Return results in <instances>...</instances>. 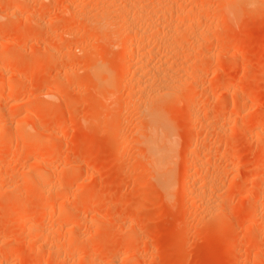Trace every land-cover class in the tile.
Returning a JSON list of instances; mask_svg holds the SVG:
<instances>
[{
	"label": "rangeland",
	"instance_id": "1",
	"mask_svg": "<svg viewBox=\"0 0 264 264\" xmlns=\"http://www.w3.org/2000/svg\"><path fill=\"white\" fill-rule=\"evenodd\" d=\"M134 5L179 41L160 173ZM0 68V264H264V0H0Z\"/></svg>",
	"mask_w": 264,
	"mask_h": 264
},
{
	"label": "bare ground",
	"instance_id": "2",
	"mask_svg": "<svg viewBox=\"0 0 264 264\" xmlns=\"http://www.w3.org/2000/svg\"><path fill=\"white\" fill-rule=\"evenodd\" d=\"M115 2V1H114ZM141 2V1H140ZM161 2V1H160ZM141 4V3H140ZM147 4V3H146ZM145 4V5H146ZM155 4V3H154ZM142 5V4H141ZM144 5V4H143ZM144 5V6H145ZM108 6V5H107ZM142 6L141 8H142V11L143 12H145V10H147V8H145V7H147V6ZM150 6V8H151V5H149L148 4V7ZM170 6H171V4H170ZM104 7L105 6H103V9H104ZM134 7H135V9H132V10H136V6L134 5ZM144 7V8H143ZM158 7H159V5H158ZM165 7H166V2H165ZM168 7V6H167ZM108 8L109 7H107V10L106 11H108ZM132 8H133V6H132ZM150 8H148V10L150 9ZM160 8V7H159ZM106 9V8H105ZM105 9L102 11L101 9H100V12L97 14V15H99V17L101 16V12L103 13L102 15L103 16H101L100 18H101V22H98L99 23V25L98 26H100L101 27V31L102 30H106L105 32H107V29L109 28V26L110 25H114V24H116L115 22H114V24L113 23H111L110 24V22H108V18L110 17V14L112 15V13L111 12H105ZM129 9V8H128ZM138 9H140V5H139V7H138ZM152 9H154V8H152ZM164 9V8H163ZM167 9V8H166ZM146 11V14H145V16H144V13L140 10L139 12H137V11H133L134 13L133 14H131V17H132V15H133V18H135V19H131V18H128V15L126 16L128 19H130V20H135L137 23L139 22V23H141V24H143L142 26L144 27V26H150V25H153V26H157V24L155 25L154 23H156V21H152V23L151 24H149L151 21L150 20H153V19H151V16H149L151 13H150V10L149 11ZM109 11H112L110 8H109ZM158 11V10H157ZM169 11V10H168ZM181 11V10H180ZM113 12V11H112ZM130 12H131V10L129 11H127V13L129 14V16H130ZM152 12H156L155 10H152ZM106 13H110V14H107L106 16H108L107 18H106V16L104 15V14H106ZM126 12L124 13V14H127ZM165 13V12H164ZM169 13V12H168ZM178 13V12H177ZM82 14V13H81ZM84 14V13H83ZM118 14V13H117ZM117 14H115V15H117ZM163 14V13H162ZM171 14V13H170ZM181 14V13H180ZM89 15H90V13H89ZM92 15V14H91ZM120 15V14H119ZM153 15V14H152ZM156 15H157V13H156ZM178 15V14H177ZM84 16V15H83ZM87 16V15H86ZM104 16H105V18H104ZM125 16V15H124ZM143 16L146 18L144 21H146V20H149L150 22H147L148 23V25H147V23H145L146 25H144V23H143V21L141 22V21H139V20H142V18H143ZM163 16H165V15H163ZM95 17V16H94ZM98 16H97V19L99 18ZM114 17V16H113ZM113 17H110V18H113ZM123 18L122 20L120 19V18ZM126 17H125V19H124V17H123V15L121 16L120 15V18H119V20H121L120 22H117L118 24H120V26H122L121 25V22L122 23H124V21L123 20H125L126 21V23L127 24H124V26H123V30L124 29H126V25L129 27V25L131 24V26L132 27H130L131 29L129 30V31H134L136 28L138 29L139 27H141V25L140 26H138V27H136V28H133V25H132V23H130L129 21H127V19H126ZM159 17V16H158ZM176 17V16H175ZM178 17V16H177ZM180 17V16H179ZM183 17H184V14H183ZM116 18H118V17H116ZM136 18L137 19H139L138 21L136 20ZM167 18V17H166ZM103 19H105V20H107V21H103ZM155 19V18H154ZM158 19V18H157ZM160 19V18H159ZM87 20V19H86ZM89 20V19H88ZM93 20V19H92ZM115 20V19H114ZM179 20H180V18H179ZM98 21H100V19L98 20ZM116 21H118L117 19H116ZM131 21V22H132ZM162 21V20H161ZM173 21V20H172ZM177 21V20H176ZM89 22V21H88ZM93 22V21H92ZM104 22V23H103ZM106 22H107V25H106ZM134 22V21H133ZM136 22H134V23H136ZM154 22V23H153ZM165 23H166V21H164ZM167 22H168V20H167ZM91 23V22H90ZM97 23V24H98ZM110 25H109V24ZM136 23V24H137ZM163 23L161 26L159 25L158 26V29L156 28V27H154L155 29H153V27L152 28H150L149 29V27H148V29L150 30V34H147V32H149V31H145L144 30V28L142 29V27H141V29L139 28L135 33H138V35L137 34H133V36L132 37H135L136 35H137V37H139V39L138 40H140V41H137L135 38H133V39H135V41H137V43L138 42H140L138 45H140L141 44V42H142V46L140 47V46H138L137 45V47H138V51H140V53H139V55H137L136 53V55L138 56L137 58H138V60L136 59V61L137 62H135L133 65H134V68L135 67H137L136 69H138V72L139 73H136V74H138L137 76L138 77H136L138 80H137V82L138 83H136V85L137 84H139V86H138V88L141 86V88H139V90L140 89H142V90H144V89H146L149 85L151 86V84H155V81L159 84V86H157V88L158 87H160L159 88V92H158V89H157V92H155L154 91V94L153 95H150V96H148V95H146V91L145 92H143L145 95H146V98L145 99H143L144 101H143V105H142V107H139V108H141L140 109V112H141V114H143L142 116L144 117V119H146L147 120V128L149 129V131H151V137H150V140L148 141V143H147V146H146V149H147V153L149 154L148 156L151 158V162H152V165H153V169L157 172V173H160V172H162V171H164L165 169V166L166 165H168V160H167V152L168 151H170L171 150V148H172V138H171V135H170V131L172 130V129H170L169 128V123H168V120H167V117H166V113H165V111H163V107L162 106H165V105H167V104H165V101L164 100H166V102H167V95L170 93V92H172V91H175L176 89H178L179 88V84H180V82H177L178 81V79L176 80V77L178 76L176 73V77H175V74H174V71L172 72V68H170L167 64H168V58L169 57H171V54L174 56L175 55V52L176 51H179V50H177V48H178V43H179V41H178V43H177V40L176 39H174L173 38V34H172V27H171V25H170V23L168 24V23ZM179 23V22H178ZM93 24H95V23H93ZM117 24V25H118ZM129 24V25H128ZM135 24V26H137V25H139V24H137L136 25ZM176 24H177V22H176ZM180 24V23H179ZM182 24V23H181ZM109 25V26H108ZM167 25V26H166ZM186 25V24H185ZM97 26V25H96ZM95 26V27H96ZM96 27L97 29L99 28V27ZM174 26V25H173ZM176 26V25H175ZM119 27V26H118ZM117 27V28H118ZM186 27V26H185ZM112 28V27H111ZM113 29V28H112ZM122 29H121V31H122ZM147 29V30H148ZM151 29H152V32H151ZM175 29V28H174ZM183 29H184V26H183ZM182 29V30H183ZM96 30V29H95ZM109 30H111V29H109ZM119 30V29H118ZM142 30V31H141ZM156 30V31H155ZM97 31V30H96ZM112 31V30H111ZM113 31H117L116 29H113ZM120 30H119V32H121ZM126 31H128L127 29H126ZM154 31V32H153ZM177 32H178V30H176ZM180 31V33H181V30H179ZM185 31H187V30H185ZM99 32H100V30H99ZM102 33V32H101ZM104 33V32H103ZM128 33V32H127ZM133 33V32H132ZM149 36H147L146 34ZM151 33H153V34H151ZM183 33V32H182ZM185 33V32H184ZM105 35H106V33H104ZM108 34V33H107ZM118 34V33H117ZM129 34V33H128ZM114 35H116V34H114ZM125 35V34H124ZM130 35H132L131 33H130ZM135 35V36H134ZM160 35H163V37L161 36V37H159ZM183 35V34H182ZM125 36H127V35H125ZM174 36H175V34H174ZM177 36H179V35H177ZM191 36H193V35H191ZM112 37H114V36H112ZM117 37V36H116ZM120 37V36H119ZM129 38H130V36H128ZM103 38V37H102ZM110 37H108V40H110L109 39ZM118 38V37H117ZM161 38H163V41H164V43H160L159 41V43L160 44H158L157 43V41H155L154 39H158V40H160ZM176 38V37H175ZM152 40V42H150V43H153V44H155V42L157 43V45L158 46H161V44H163L162 46H163V48L161 47V48H159V50H161V52H162V54L163 55H165V56H169L168 58L167 57H165V56H161V58H160V55H162L161 54V52H159L160 53V55H159V58L160 59H158L157 61H158V63H156L155 62V60H156V58H158L157 57V55L159 54L158 52V54L157 55H155L156 53L155 52H153V51H159V50H155V48H154V50H153V48H150V46H149V41H151ZM196 39V38H195ZM106 40V39H105ZM162 40V39H161ZM160 40V41H161ZM133 41V40H132ZM154 41V42H153ZM182 41V40H181ZM129 44V43H128ZM125 45V44H124ZM131 45H133V44H131ZM149 46V47H148ZM156 46V45H155ZM134 47V46H133ZM154 47V46H153ZM180 47V46H179ZM141 50H140V49ZM158 48V47H157ZM181 48V47H180ZM125 51V50H124ZM129 51V50H128ZM141 51H142V54H141ZM183 51V50H182ZM132 53H134V52H132ZM138 53V52H137ZM153 53H154V55L155 56H153ZM174 53V54H173ZM182 53V52H181ZM141 54V55H140ZM176 54L178 55V53L176 52ZM179 55H180V53H179ZM173 56L171 57V58H173ZM153 57H156L155 59H153ZM175 57V56H174ZM176 58V57H175ZM151 59H153L152 61H154V63L151 61ZM135 60V59H134ZM172 61H173V59H171ZM170 60V61H171ZM170 63V62H169ZM177 63V62H176ZM175 63V64H176ZM159 64V65H158ZM171 64V63H170ZM183 64V63H182ZM156 65H158V66H156ZM172 65V64H171ZM177 65V64H176ZM10 68L11 67V61H8V63L6 64V66L3 68V69H7V68ZM172 67H174V65L172 66ZM184 67V66H183ZM186 67V66H185ZM133 68V67H132ZM178 68H180V66L179 67H177L175 70L177 71H180ZM182 68V67H181ZM1 69V68H0ZM98 70H102V67H97V68H95V71L97 72ZM182 70H184V68L182 69ZM135 71H137V70H135ZM175 71V72H176ZM7 72V71H6ZM174 75H173V74ZM134 74H135V72H134ZM139 74L141 75L140 77H139ZM179 74V78H180V72L178 73ZM136 78H134L135 80H136ZM178 78V77H177ZM182 78V77H181ZM103 80H105L104 78H103ZM102 80V81H103ZM107 80H108V78H107ZM183 81H184V79H183ZM107 82V81H106ZM151 83V84H150ZM134 85H135V83H134ZM136 86V87H137ZM144 87V89H143V87ZM155 85H153V86H151V91L150 92H153V90H152V87H154ZM181 87H182V85H180ZM134 87V86H133ZM132 87V88H133ZM156 88V87H155ZM185 88V87H184ZM149 89V88H148ZM147 89V90H148ZM141 90V91H142ZM155 90V89H154ZM181 90V89H180ZM135 91H136V89H135ZM147 92H149V91H147ZM149 92V93H150ZM175 92H177V91H175ZM141 93V92H140ZM142 93V94H143ZM133 94V93H132ZM148 94V93H147ZM152 94V93H151ZM136 95H138V94H136ZM140 95V94H139ZM144 96V95H143ZM143 96H141V97H143ZM144 98V97H143ZM141 101V100H140ZM163 104H165V105H163ZM140 105V106H141ZM165 108H166V106H165ZM170 130V131H169ZM120 152V151H119ZM118 152V153H119ZM120 154V153H119ZM149 158V159H150ZM152 175V174H151ZM148 177H150V176H148ZM168 177L169 176H165L164 177V179H163V187L164 188H167V187H169L170 186V181H169V179H168ZM211 182V181H210ZM212 183H213V181H212Z\"/></svg>",
	"mask_w": 264,
	"mask_h": 264
}]
</instances>
